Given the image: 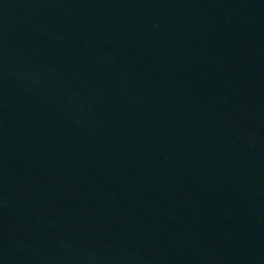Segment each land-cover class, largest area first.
Masks as SVG:
<instances>
[{"label": "water", "instance_id": "obj_1", "mask_svg": "<svg viewBox=\"0 0 264 264\" xmlns=\"http://www.w3.org/2000/svg\"><path fill=\"white\" fill-rule=\"evenodd\" d=\"M0 264H264V0H0Z\"/></svg>", "mask_w": 264, "mask_h": 264}]
</instances>
